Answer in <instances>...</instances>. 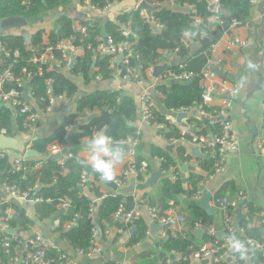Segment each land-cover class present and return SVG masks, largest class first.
<instances>
[{
	"label": "trees",
	"instance_id": "obj_1",
	"mask_svg": "<svg viewBox=\"0 0 264 264\" xmlns=\"http://www.w3.org/2000/svg\"><path fill=\"white\" fill-rule=\"evenodd\" d=\"M72 0H0V18L22 17L26 18L30 24L40 22L49 17L50 13L57 8L68 6ZM86 0H78L85 3ZM112 3L120 0H110ZM153 2L164 3L171 0H152ZM179 6H190L185 10H173L169 7L160 5L153 15L158 18L163 28L154 30L150 24L146 23L140 15V9L130 13H124L114 20H108L105 24L94 20H82L80 26L86 28L82 31L74 24L73 18L62 13L55 19L54 28L50 31L49 40L52 44L64 38L73 37L76 44L95 46L101 35H111L117 42L126 39L134 43L138 58L131 60V65H139L141 74L147 79V70L160 64L165 59V54L178 51L184 55L185 49L184 34L189 32L191 39L199 41L201 48L190 58L182 62L173 63L168 67L173 74L183 72L197 73L193 80L166 79L158 84L157 90L162 93V103L167 110L173 108L179 110L186 107H202L210 114L218 111L219 107H212L203 102V69L212 60V46L216 44L226 32H231L230 21L237 19L241 25L246 24L250 18L251 0H219V5L212 11V0H174ZM106 0H91V3L99 8L105 5ZM218 15L224 20L223 23L211 19L209 23L211 30L206 37H201L202 27L195 23L196 17L207 20L209 17ZM229 23V25H227ZM124 26L129 29L128 36L123 33ZM26 28V27H25ZM25 30V29H24ZM28 33L21 29H13L0 37V71L8 65L14 63L13 71L16 76L23 74V68L36 70L38 64L31 61V58L41 52L43 44L40 45L43 29H38L30 33V43H27L24 34ZM205 40V41H204ZM2 47L11 53L18 50L20 56H6ZM59 55V53H58ZM16 60V61H15ZM15 61V62H14ZM111 56H94L86 49L83 56L79 57L69 70L57 69L54 66H44L43 74H36L29 82V86L34 92V99L41 108L48 104L47 79H51L52 91L56 95L64 94L67 101L74 104V110L68 112L61 124L52 121L51 129L31 143V147L42 154L48 152L50 146L58 144L68 152L58 159H35L24 163V169L14 171L8 155L2 156L0 151V198H5L3 185H16L18 191H29L35 201V217H31L25 208L18 202H5L0 205V216L6 215V209L11 207L14 213L9 216L10 226L17 228L19 232H28L39 221H48L51 218H58L60 224L56 229L62 240L67 241L75 252L88 258V253L95 243L99 240L108 241L109 236L106 231L110 228H125L127 225L121 221H113L114 214L118 211L122 201H125L126 210L132 209L135 199L132 195L109 190L102 200H98L103 195L100 188L103 180L92 171L79 155V150L83 139L92 137L96 132L103 130L115 143H122L128 137L136 135L140 115L139 102L134 96L125 94L119 89H98L88 93L78 94L77 77L81 76L85 82L96 79L101 75L102 80H112L113 71L110 68ZM165 71L163 72V74ZM90 111L94 116L67 134V126L73 124L80 114ZM164 110H154L152 121L162 122L164 120ZM23 115L0 103V133L23 132ZM196 123L200 129L194 127L186 135V139H192L193 135H221L222 127L219 123L212 124L208 117L194 116L189 120ZM50 123V122H49ZM46 123H40L44 125ZM46 126V125H45ZM57 126V127H56ZM166 140L180 138V128L171 123H166L161 130ZM125 148V147H122ZM152 156L163 158L160 164L162 176L160 181L159 196L146 193L139 201V207L144 205L157 206L160 215H165L170 209V202L180 206L183 202L185 207L180 214L183 215L182 228H175L171 224L166 232L167 237H159L154 249L144 250L137 254L133 259V264H192V253L199 250L202 246L209 243H223V238L213 236L205 230L197 234L195 224L202 221L203 226L211 225L213 215H209L192 200V197L200 189V181L205 177L190 172L188 181L184 182L181 167L184 162H189L195 158L202 169L212 174L216 170L217 158L208 156L205 153L194 157L183 143L176 145V156L165 148L158 145H151ZM145 159L139 152L138 162ZM180 176L173 180L168 174L171 167H178ZM207 175V176H208ZM87 177L83 182V177ZM139 179L144 180L145 175H139ZM32 189V190H29ZM235 190L234 183L226 184L217 192L215 201L222 197L235 199L240 192ZM237 193V195H236ZM236 195V196H235ZM235 196V197H234ZM180 197H182L180 199ZM161 198V201H159ZM67 203L64 207L63 204ZM229 211L233 210L230 205ZM263 210L255 207L251 202L245 204L243 212L238 218L237 228L239 229L234 236L243 241L246 248H249L247 239H253L258 243L264 244V217H260ZM96 221L101 228V236L95 237L97 230ZM68 224V226H65ZM134 233L130 234L126 245L132 246L141 242L150 230L148 221L141 217L134 223ZM242 230V231H241ZM161 235V233H160ZM21 237V236H20ZM115 240H119V234L114 235ZM17 240L13 241L16 246ZM252 262L254 264H264V253L261 250L252 249ZM160 253L165 256L160 257ZM239 262L241 257L238 253L231 251ZM15 253L7 254L0 248L1 264H12L11 258ZM58 251L50 248L47 258L57 256ZM173 256V258H172ZM70 257V256H69ZM213 263V262H212ZM104 264H120L116 260H108ZM203 264V263H202ZM216 264V263H213ZM230 264V263H228Z\"/></svg>",
	"mask_w": 264,
	"mask_h": 264
},
{
	"label": "built area",
	"instance_id": "obj_2",
	"mask_svg": "<svg viewBox=\"0 0 264 264\" xmlns=\"http://www.w3.org/2000/svg\"><path fill=\"white\" fill-rule=\"evenodd\" d=\"M145 1L152 6L156 4L152 0ZM212 3V11H215V6L219 5V0H212ZM85 4L90 5V7H95V5L91 3V0H86ZM113 4L114 3H112L110 0H106L105 5L101 9L103 11H107L111 9ZM153 13L154 12L147 13L146 10L140 9V15L142 16V18H144L145 22L150 24V26L153 27L154 30L158 31L163 28V24L158 18L153 15ZM195 19L196 25L198 27L203 28V30L201 31V37L203 38L209 34V31L212 28L209 23V20L214 19L220 23L224 22V20L218 15L209 17L207 20L203 19L202 17H196ZM230 24L231 30H233L236 27L240 26L241 22L237 19H233L232 21H230ZM79 29L82 31V33L86 32V28L82 26H79ZM123 33L125 36H128L129 31L127 30V28H124ZM233 41L234 42L232 43L241 44L239 38H235ZM216 45L217 43L212 46V50ZM86 49L90 50L94 54V56H111L110 68L113 71L114 78H120L125 81H133L136 83H141L145 80L141 74V67L139 65L133 66L130 64L131 60L134 58H138V56L135 51L134 43L128 39L117 42L113 36L104 34L98 38V41L95 46L91 44L83 46L80 44H76L73 37L61 39L56 44H52L48 36V38L43 43L41 52L35 54L31 58V61L33 63L38 64V68L36 70L23 68V74L16 76L15 72L13 71L14 63H11L4 70L0 71V103L8 105L12 109L20 112L23 115L22 127L24 128L25 132H29L32 134L38 132L41 128L40 123H42L46 119L48 121L51 120L55 114V108L57 107V105L67 101V97L64 94L56 95L52 91V80L49 78L47 79L48 104L45 108H41L33 97L34 92L29 86L30 80L36 74H43L44 66H58L59 69L62 68L66 71L69 70V68H71L75 64L77 59L85 54ZM2 50L6 56H14L15 58H18L20 56L18 50H15L13 53L4 49L3 47ZM160 64H162V62ZM153 68L154 66L150 69L153 70ZM196 75L198 74L194 72H183L181 74H173L170 70H165V73L162 74V78L164 80L170 78H174L175 80H189L190 78H193ZM201 75L203 77V80H215L219 76L212 70L210 65L206 66L203 69ZM101 79V75L96 76V80ZM226 82L227 81L223 79L221 83H213L212 85L206 86L203 85L205 88L203 93L204 103L209 105L214 100L215 94L222 97L223 103L221 107H219L220 109L214 114L207 113L202 109V107L197 108L195 106L181 108L179 110L170 108L168 110L171 112H175L177 115L184 112L188 114L189 111L193 110L197 111L198 115L208 117L212 124L219 123L221 125V135L216 136H209L208 134L193 135L191 140L186 139V135L190 131L194 130V127H197L198 129H200V127H198L196 123L190 122L188 124H181L182 121H180L181 125L175 124L172 122L173 119L168 113H164L165 116L162 122H153L152 119L154 117V110L157 109V103L155 102L153 95L148 91H144L140 96L139 120L142 125L153 126L162 135L161 130L165 128L167 122L175 124L180 128L181 137L170 139V143L180 140L188 141L189 143H192L196 147H198L202 154L205 153L208 156H212L213 158L218 159L215 172L209 174L206 177V179L201 183L200 189L192 197V200L196 202H199L202 199L204 187L224 167L228 151H236L239 149V143L232 131V120L229 116V110L232 106V99L235 95L239 93V87L238 85H235L233 89L229 90L228 88H226ZM25 95H28L29 99L26 98ZM80 125H82V123H80L79 119L77 118L73 124L67 126V134H70L75 128L79 127ZM141 133V126H138L135 136L128 137L122 143H120L122 147H125L118 148L122 153V161L125 162V166L121 175H114L112 178V181L118 187L117 190L112 189L115 192H118L120 188H123L127 184L132 174H135L138 177L139 175L147 176L151 173L149 161L143 159L141 162H138L137 160L138 148L141 144ZM112 143H114V141H112ZM258 149L259 154L264 161V136L260 139L258 143ZM62 150V146L54 144L49 147L48 152L50 154H57L62 152ZM1 151L2 156L8 155L10 162L12 163V169L14 171H20L21 169H24V163L26 161L46 158L26 157L25 155L15 152L13 150ZM153 157L157 161H163V158L159 156ZM192 164H196V162L192 159L189 162H184V166H190ZM168 174L173 180L178 179V177L180 176L179 166L171 167V170ZM86 180L87 177L84 176L83 182L85 183ZM102 180L103 182L105 181V179ZM3 190L5 195L7 196H5L4 199L0 198V205L5 202L11 201H25L27 200V197L29 195L31 196L32 201H38V199L32 198V195L29 193V191H18L16 185L5 184L3 185ZM106 193L107 192H103V195L99 197L98 200H102L106 196ZM244 200H247V195L244 191H241L239 195L233 200L229 199L228 197H222L216 200V202L221 205L223 211V243L218 244V241H216L215 243H210V245L207 244L202 246L199 250L192 253L193 259L198 261L210 260L216 264H227L226 259L229 256L230 249L228 246L229 238L235 235V233L239 230L235 223L237 217L235 210L238 208L239 204ZM170 205L171 207L166 212V214L160 215V211L157 206L144 205L138 207L137 205H135L132 209L126 210L125 201H122L118 211L114 214L113 221H121L125 223L127 227L117 229L110 228L106 231V233L109 236L112 231L115 230V232L119 234V239L122 237H129L135 221L137 219H140L141 217H144V212H146L150 216L152 222H156L160 226L171 223L173 224L175 222L181 223L184 220V217L182 214L179 213V206L175 204L174 201H171ZM229 205L233 210L229 211ZM63 206L66 207L67 203H64ZM244 206L242 207V212ZM11 209V207L7 208L6 215L0 216V248H2L7 254H11L12 252L15 253L11 258L12 264H79L77 261L73 260L71 257H69L66 252L62 250H58L57 256L47 258V253L51 248V244L47 236L43 233H34L24 237L17 228H15L16 233H10L9 229L14 228L10 226L8 221L9 216H11ZM258 215L260 217H264V211H262ZM65 226H68V224H66ZM195 228H197V230L204 228L201 220L195 224ZM205 230H207L208 233H210L211 235L217 236L216 229L214 228V226L208 225L206 226ZM160 233L161 235L159 234V237H167V234L166 232H164V230L160 231ZM97 236L98 230H96L95 232L96 239ZM14 240L18 241L16 246H13L12 244ZM247 244L249 246V248L247 249L255 248L261 250L264 253V244L258 243L250 238L247 239ZM102 249V246L97 241L87 255L90 258H95L96 256L101 254ZM236 261L238 264H240L238 259ZM129 264H133V261H131Z\"/></svg>",
	"mask_w": 264,
	"mask_h": 264
},
{
	"label": "crops",
	"instance_id": "obj_3",
	"mask_svg": "<svg viewBox=\"0 0 264 264\" xmlns=\"http://www.w3.org/2000/svg\"><path fill=\"white\" fill-rule=\"evenodd\" d=\"M142 1L143 0H120L115 2L111 9L103 11L97 6L90 7V5H86L85 3H79L78 0H72L68 6L57 8L51 12L49 17L27 26L26 31L29 34H32L38 29H43L40 41V45H42L48 38L50 31L54 28L56 17L62 13L69 14L73 18L74 24L77 27L80 26V21L82 20H94L101 22V24H105L108 20H114L121 14L138 10V5ZM251 3L252 6L248 22L236 27L231 32H226L212 50V60L209 65H213L220 71L225 72L226 77L218 76L215 80L207 79L202 81L203 85L206 86L212 85L213 83H221L222 80L225 79L227 81L226 88L229 90L233 89L235 85H238L239 87V93L233 97L232 106L229 110V116L232 120V131L238 140L239 149L236 151H228L224 167L204 187V189H208L213 193L211 205L214 208L215 213L213 214L211 225L216 229L218 238L222 237L219 236V234L223 233L224 224L222 207H217L215 197L217 192L226 184L234 183L236 191H244L247 195L248 202H251L255 207L264 211V161L260 156L258 149V143L264 136V0H251ZM155 5H158V3ZM160 5L169 7L173 10L189 9L188 6L179 7L174 0L166 1ZM124 28H126V26H124ZM127 30L129 31L128 28ZM190 36L191 34L189 32L184 34V55L180 54L178 51L169 53L164 52L165 59L162 61V64L168 63V66H170L173 63L185 61L193 56L201 48V43L191 39ZM235 38H239L241 44L232 43ZM249 64H253L255 66L254 69H249ZM163 72L158 78H155L153 70L148 69L147 79L141 83L125 81L120 78H113L112 80L93 79L86 83L83 77L79 76L76 79L78 94L88 93L98 89H119L125 94L134 96L139 102L140 107V96L144 91H148L153 95V98L157 103V109L164 110L165 113H168L172 117L173 123L180 124L178 115L165 108L162 103V93L156 89L158 84L165 81L162 78ZM222 103V97L215 94L214 100L209 105L212 107H221ZM69 107H71V110H74L73 102L66 101L57 105L52 119L49 121L46 119L42 122L46 123L40 128V130L43 131V134L51 129L50 124L52 121H57L58 124V114L61 113L62 120L64 119L68 112L71 111L69 110ZM91 114L93 113L90 111L80 114L78 117L79 122H85L87 117ZM194 116H200V118L206 117L198 115L195 110L189 111L187 117L183 118L184 120H181V124H188L189 120ZM138 126H141L142 132L138 155L139 152H141V154L145 156V159L149 161L151 173L147 175L144 180H141L135 174H132L127 184L123 188H120L119 192L125 195H132L135 199L134 204L139 207L138 203L141 201L144 194L151 193L158 197L160 193L159 180L154 186H151L148 183L151 174L160 170L161 164L160 161H157L152 156L150 152L151 145L161 146L168 151H170L168 147L173 146V149L170 152L172 155L176 156V145L183 143L191 155L195 157L198 156L194 154V149L196 147L194 144L182 140L170 143V141L166 140L164 136L155 129V127L144 126L140 123V120L138 121ZM90 138L83 139L79 150V155L84 159L87 155L86 142ZM192 160H194L196 164L190 166H194L195 170H184L183 164L181 167L183 179H188L190 172H194L196 175L202 177L204 176L206 179L208 175L206 170L199 166V162L195 158ZM124 166L125 162H120L116 166L114 175H121ZM204 180L200 181V185ZM100 188L103 192L112 190L105 181L101 182ZM0 191L2 192V190ZM185 203L186 202H182L179 206V211H181V213L182 209L185 207ZM18 204L25 208L31 217H35L34 201H18ZM13 213L14 210L11 209L10 215ZM143 215L150 225L152 222L150 216L146 212H144ZM59 224L60 220L58 218H51L44 222L38 220L28 232H22V236L25 237L34 233H43L49 239L51 248H54L57 251L62 250L66 252L79 264H104L108 260H116L119 263L129 264L137 254L144 250L154 249L160 234V232L152 233L150 229L148 235L141 242L136 245L128 246L126 245L128 237H122L114 242V235L116 232L113 230L109 235L108 241H101L98 239V243L103 248L101 254L95 258H87L86 256L75 252L67 241L60 238L59 232L55 229ZM173 225L176 226L175 228L181 229L183 223L175 222ZM203 227L206 229V225ZM208 245H210V243ZM231 251L232 250L229 249V256L226 259L227 264H238L236 256H233ZM252 252V249H247L245 257L241 260L240 264H254L252 262ZM204 261L205 260L198 261L192 259V264H213L210 260H207V262Z\"/></svg>",
	"mask_w": 264,
	"mask_h": 264
},
{
	"label": "water",
	"instance_id": "obj_4",
	"mask_svg": "<svg viewBox=\"0 0 264 264\" xmlns=\"http://www.w3.org/2000/svg\"><path fill=\"white\" fill-rule=\"evenodd\" d=\"M159 7H160V5H153L152 6V5L148 4L145 0H143L138 5L139 9H144L147 11V13L154 12V11L158 10ZM28 25H30V22L26 18H22V17H7V18L3 17V18H0V37L3 36L5 33H7L10 30L25 28ZM227 25H229V23H227ZM24 37H25L27 43H30V39H31L30 34L25 33ZM168 67H169L168 63L158 64V65L154 66V68H153L154 77L158 78L163 71L168 69ZM55 68L59 69L58 66H55ZM211 68L220 77H226L225 72L220 71L219 69H217L213 65L211 66ZM192 80H193V78H190L188 81L191 82ZM25 97L29 99L28 95H25ZM69 110H71V107H69ZM93 116H94V114L89 115L86 120L91 119ZM186 117H187V113H185V112L178 114V120L179 121H181L183 118H186ZM57 120H58V124L62 123V114L61 113L58 114ZM42 134H43L42 130H39L38 132H36L34 134L29 133V132H25V131L20 132V133L12 132L10 134H7L5 132H1L0 133V151L1 150H13L15 152H18L20 154L25 155L26 157H32V158L46 157L48 159L62 158L68 152V149L65 148L62 150V152L57 153V154H50L49 152L42 154L38 150L32 148L31 143L33 141H36L40 136H42ZM112 144L116 148L122 147V145L120 143L114 142ZM168 149L170 151H172L173 146H169ZM194 154L196 156H201L202 153L200 152L198 147H195ZM183 169L194 171L195 167L194 166H183ZM161 176H162L161 170L153 172L148 179L149 185H151V186L156 185L157 181L159 180V178H161ZM186 180H187V178L183 179L184 182H186ZM105 182L113 190L118 189L117 185L112 181V179L111 180H105ZM0 190H2V186H0ZM181 198L182 197H180V199ZM212 199H213V193L208 189H204L203 197L198 202V205L200 207H202V209L204 211H206V213L209 215H213L215 213V210L211 205ZM27 200H31L30 195L27 197ZM159 201H161V198H159ZM247 203H248V200H244L243 202H241L239 204L238 208L235 210L236 215H237L236 220H235L236 225H238V218L240 217V215L242 213V207ZM216 205H217V207H221V205L219 203H217ZM132 206H135V204L133 203ZM171 224H166V225L160 226L156 222H151L150 223V229H151L152 233H159L160 231L167 229ZM96 226H97V230H98V236H101L102 231H101V228L99 227L97 221H96ZM134 230H135L134 228L131 229V234L134 233ZM204 231H205V228L198 229L197 234H201ZM9 232L14 234V233H16V229L11 228V229H9ZM219 236H223V233H220ZM163 256H165V253H160V257H163ZM172 258H173V256H172ZM204 262H207V260H205Z\"/></svg>",
	"mask_w": 264,
	"mask_h": 264
},
{
	"label": "clouds",
	"instance_id": "obj_5",
	"mask_svg": "<svg viewBox=\"0 0 264 264\" xmlns=\"http://www.w3.org/2000/svg\"><path fill=\"white\" fill-rule=\"evenodd\" d=\"M253 64H249V69H254ZM87 155L83 163L100 176L101 179L111 180L115 174L116 166L122 161L121 151L114 147L112 139L105 131L96 132L86 142ZM229 248L238 253L243 259L247 251L246 245L236 236H231L228 241Z\"/></svg>",
	"mask_w": 264,
	"mask_h": 264
},
{
	"label": "rangeland",
	"instance_id": "obj_6",
	"mask_svg": "<svg viewBox=\"0 0 264 264\" xmlns=\"http://www.w3.org/2000/svg\"><path fill=\"white\" fill-rule=\"evenodd\" d=\"M36 23V22H35ZM29 26V25H28ZM25 29V30H24ZM27 28H23V31H26Z\"/></svg>",
	"mask_w": 264,
	"mask_h": 264
}]
</instances>
